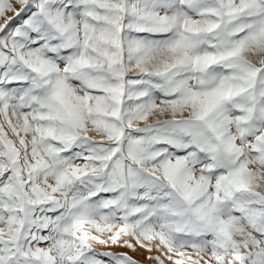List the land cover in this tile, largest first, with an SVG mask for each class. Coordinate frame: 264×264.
Segmentation results:
<instances>
[{
	"label": "snow or ice",
	"instance_id": "6c2138e0",
	"mask_svg": "<svg viewBox=\"0 0 264 264\" xmlns=\"http://www.w3.org/2000/svg\"><path fill=\"white\" fill-rule=\"evenodd\" d=\"M141 250L264 264V0H0V264Z\"/></svg>",
	"mask_w": 264,
	"mask_h": 264
},
{
	"label": "rangeland",
	"instance_id": "374dc122",
	"mask_svg": "<svg viewBox=\"0 0 264 264\" xmlns=\"http://www.w3.org/2000/svg\"><path fill=\"white\" fill-rule=\"evenodd\" d=\"M117 251H127V249H115ZM131 255H133L136 259L140 260L142 262V264H149L152 261H148L145 260V256L147 255L146 253L144 254L143 250L139 251V252H135V253H130ZM153 263V262H152Z\"/></svg>",
	"mask_w": 264,
	"mask_h": 264
},
{
	"label": "bare ground",
	"instance_id": "6f19581e",
	"mask_svg": "<svg viewBox=\"0 0 264 264\" xmlns=\"http://www.w3.org/2000/svg\"><path fill=\"white\" fill-rule=\"evenodd\" d=\"M145 254V253H144ZM144 264V263H143ZM149 264H153L152 262H150Z\"/></svg>",
	"mask_w": 264,
	"mask_h": 264
}]
</instances>
